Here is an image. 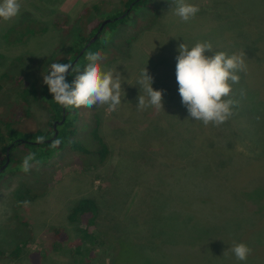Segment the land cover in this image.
Instances as JSON below:
<instances>
[{
	"label": "rangeland",
	"instance_id": "1",
	"mask_svg": "<svg viewBox=\"0 0 264 264\" xmlns=\"http://www.w3.org/2000/svg\"><path fill=\"white\" fill-rule=\"evenodd\" d=\"M94 2L99 12L82 13ZM145 3L149 7L134 10L109 40L108 32L102 37L105 48L98 63L104 70L116 68L123 77L121 105L115 111L108 105L71 107L82 117L79 139L88 147L95 146L89 129L98 116V133L109 147L107 158L99 163L64 149L27 173L7 172L0 182V264H32L28 255L33 251L41 254L38 264L111 263L108 243L97 258L78 261L71 254L79 225L67 214L82 197L98 204L95 233L112 240L118 234L130 242L118 243V264H264V151L253 149L245 138L248 130L264 141V0H186L199 7L188 22L175 15V0ZM20 4L17 17L0 20V74L8 76L0 93L2 114L21 87L17 78L30 82L47 74L50 58L69 56L71 38L83 31L87 17L99 19L123 8L122 0ZM63 16L68 18L65 23L59 21ZM24 19L44 30L7 41V30L11 40L20 36ZM198 41L211 43L213 51L244 54L246 70L237 73L240 80L232 84L230 95L237 103L219 126L191 118L178 92V47ZM250 43L252 55L246 49ZM143 68L152 77L153 90L162 91V110L137 106L138 96L145 95L137 84ZM78 74L66 82L71 84ZM28 111L19 128L46 127L48 112L38 99L30 97ZM23 149L15 148L13 156ZM22 181L37 195L27 205H15L11 191ZM54 228L66 234L57 248ZM234 243L252 249L247 260L235 258L230 250ZM18 244L14 257L10 251Z\"/></svg>",
	"mask_w": 264,
	"mask_h": 264
},
{
	"label": "trees",
	"instance_id": "2",
	"mask_svg": "<svg viewBox=\"0 0 264 264\" xmlns=\"http://www.w3.org/2000/svg\"><path fill=\"white\" fill-rule=\"evenodd\" d=\"M145 2L146 0H122L123 8L121 10H114L112 15H107L106 17L102 16L99 19L87 17V20L83 23V31L78 33L75 31L71 38V43L69 45V56L52 57L48 61V64L50 65L53 62L67 64L69 61L72 62L75 57H77L75 63L72 66L83 70V68L88 63L86 59L87 54L89 52H100L105 48L103 39L104 33H109V36L105 38V40H109L111 33L115 31L119 25L127 22L128 18H131L132 13L144 6H148H146ZM98 4V2H94L89 6L83 7L82 13H90L93 10L95 12H99ZM106 18H109L110 21L103 26L95 41L91 42L87 47H85L82 53L79 54L80 50L84 47L90 37L96 33L99 25ZM67 19V16H63V18H61L59 21L65 23ZM23 21L26 22L22 23L23 28L22 32L19 34L20 36L11 40L6 34L10 30H7L3 37L7 41H21L23 37L27 35L33 36L41 32V30H44V27H38L35 29L32 26V22H28L30 19H24ZM55 24L56 27L61 25V23ZM35 25L38 26L39 23L36 22ZM71 28L72 25L64 28V34L69 33ZM250 48H252L251 43L246 46V49L247 53L252 55ZM69 73L70 74L66 76L67 79L72 77L74 72H72L70 69ZM7 77L8 76L5 73L0 74V93L4 89V82H6L5 79ZM15 81L17 82L16 84L20 85L21 87L17 89L15 99L10 103L9 106L6 107V111L3 114L0 113V166L6 161V152L7 148H9V161L6 167L0 171V182L2 178L6 176L7 172L11 175L16 174L17 172L25 173L21 170V164L23 158L28 153H35L36 160L39 161L38 165L33 162V167L48 164L50 158L54 154L64 149L76 151L81 155H87L88 157L94 158L95 161H98L99 163H102L107 158L109 154V147L98 133V116H94V122L89 129V134L92 136L95 146L88 147L79 139L81 132L84 131V123L82 122V117L79 115V111L56 103L52 99V95L48 90V86L43 83V76L30 82L18 78ZM30 97L38 99L46 107L48 112V120L46 127H39L34 130L23 131L22 128L18 127V123L21 122L23 118H27L29 115L28 103ZM230 97L232 98V96ZM55 132L56 134L54 135ZM41 137L43 138L42 142L38 139ZM245 138H247L249 142L256 147L253 149L264 151V141L261 142L259 137L247 130ZM56 140H59L60 143L58 146L53 147L52 145ZM20 145H22L24 149L20 150V154L14 157L13 151H15V148H18ZM36 195L37 193L35 190L31 186H28L26 181L19 182L11 191V199L14 201L15 205L22 204L24 201H30L35 198ZM98 211V204L92 197H82L78 199L69 209L67 219L70 222H74L79 225L77 228L78 241L72 249L71 254L74 257L75 255H78V261L90 260L92 256L97 258L98 255L103 252L102 249L100 250V247H104L103 245L108 243L107 249L109 251L112 249V253L109 254L108 252L109 257H111V263L109 264H114L113 260L115 259V264H118V243L130 244V242L124 236L122 237L118 234L114 235L115 240H112L105 233H95L93 229L96 228ZM22 223L26 224L24 220H22ZM161 234L164 238L169 237V234H166L164 231H162ZM53 235L56 240V245L54 247L57 248L59 247V243L66 239V234L62 229L54 228ZM20 248L21 247L19 244L15 245L14 248L11 249L10 254L14 257L18 256ZM173 250L174 249H171L170 253H172ZM3 254L4 252L0 250V256ZM40 256L41 254L39 251H33L28 255V258L32 264H38L40 261Z\"/></svg>",
	"mask_w": 264,
	"mask_h": 264
},
{
	"label": "clouds",
	"instance_id": "3",
	"mask_svg": "<svg viewBox=\"0 0 264 264\" xmlns=\"http://www.w3.org/2000/svg\"><path fill=\"white\" fill-rule=\"evenodd\" d=\"M20 0H0V20L7 22L19 15ZM175 15L184 22L194 18L199 11L197 5L186 3V0H175ZM176 57V81L182 104L187 108L189 116L204 125L210 123L219 126L232 115V108L237 103L230 98L232 84L239 83L237 74L246 70L243 53L228 55L223 51H213L209 42H196L189 47L182 43L178 47ZM212 53V55H206ZM102 56L99 51L89 52L87 65L81 70L67 64L53 62L47 74L43 75V83L48 86L52 99L65 107H92L108 105L115 111L120 105L123 77L116 68L102 69L98 63ZM78 72L71 84L66 82L69 73ZM137 84L143 88L145 95L138 96V108L155 107L162 110V91L153 90L152 77L146 68L141 70ZM41 142L43 138H38ZM59 140L53 143L58 146ZM33 162L39 164L35 153H28L22 161L21 170L29 172ZM27 205L28 201L23 202ZM239 261L247 260L252 249L244 243H234L230 249ZM224 254V253H223Z\"/></svg>",
	"mask_w": 264,
	"mask_h": 264
},
{
	"label": "water",
	"instance_id": "4",
	"mask_svg": "<svg viewBox=\"0 0 264 264\" xmlns=\"http://www.w3.org/2000/svg\"><path fill=\"white\" fill-rule=\"evenodd\" d=\"M121 16H122V15H121ZM109 21H110V19H109V18H106V19H104V20L101 22V24L99 25V27H98L96 33H95L92 37H90V39L86 42V44L84 45V47L80 50L79 54L82 53V51L85 49V47H87L91 42H94V41H95V39L97 38L98 33L102 30L103 26H104L107 22H109ZM76 59H77V57H75V59L71 62L72 65L75 63ZM69 70H70V69H69ZM61 121H62V120H61ZM61 121H60V122H61ZM60 122H59V123H60ZM55 134H56V132L54 133V135H55ZM48 140H49V139H48ZM8 149H9V148H7V152H6V161L4 162L3 165L0 166V171L6 167L8 161H9V153H8Z\"/></svg>",
	"mask_w": 264,
	"mask_h": 264
}]
</instances>
